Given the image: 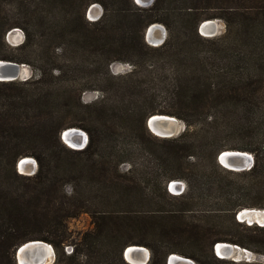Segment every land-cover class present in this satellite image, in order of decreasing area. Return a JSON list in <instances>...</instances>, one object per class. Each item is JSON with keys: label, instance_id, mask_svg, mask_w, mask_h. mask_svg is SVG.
I'll return each instance as SVG.
<instances>
[{"label": "trees", "instance_id": "trees-1", "mask_svg": "<svg viewBox=\"0 0 264 264\" xmlns=\"http://www.w3.org/2000/svg\"><path fill=\"white\" fill-rule=\"evenodd\" d=\"M92 3L103 9L95 22L85 18ZM217 18L225 22L224 34L213 39L198 34L203 21ZM155 23L167 36L152 48L144 34ZM35 27L47 44L57 43L53 56L35 66L40 79L0 82V264H16V248L28 241L62 250L69 237L66 221L81 213L89 214L93 230L71 254L58 255L61 264H128L122 252L131 245L150 250L148 264H166L172 252L198 264L224 263L213 254L215 244L250 248L249 236L240 230L264 232V227L244 225L235 214L264 209L246 201L264 196V0H153L146 9L132 0H0V60L29 64L5 52L4 35L22 29L26 39L18 50H23L33 42ZM63 42L91 61L74 66L73 58L55 54ZM116 61L132 69L111 75L108 67ZM46 73L65 84L78 82L82 73L89 79L79 93L97 90L103 97L109 91L122 101L128 94L127 109L118 112L103 97L86 106L79 124L59 126L49 106L51 88H45L52 83L41 85ZM158 99L166 106L158 107ZM155 114L181 120L184 131L169 139L153 137L145 121ZM121 121L130 133L138 124L142 138L135 144L124 140ZM71 128L88 136L80 150L60 142L62 131ZM220 134L249 137L232 149L253 154L251 169L233 172L217 163L221 148L209 139ZM21 145H26L22 151ZM24 157L37 163L33 176L16 172ZM8 163L11 178L2 173ZM123 164L129 166L126 172L120 170ZM240 176L251 182L237 184L234 178ZM175 180L186 183V192H168ZM73 182L68 195L64 188ZM169 200L180 207L170 208ZM130 202L135 208L119 205ZM222 217H229L233 231L212 240L210 220ZM176 240L189 248L169 249Z\"/></svg>", "mask_w": 264, "mask_h": 264}, {"label": "rangeland", "instance_id": "rangeland-1", "mask_svg": "<svg viewBox=\"0 0 264 264\" xmlns=\"http://www.w3.org/2000/svg\"><path fill=\"white\" fill-rule=\"evenodd\" d=\"M146 1H149V0H146ZM132 3L136 7H141V8L146 9V8L150 7L153 2L151 4H149L148 6H143L141 4L139 5V3H137V2L135 3L134 0H132ZM89 10H91L90 13H89ZM102 14H103L102 7L98 3H92L91 5H89V7L86 10L85 18L89 22H95L102 16ZM49 19H51V17H49ZM212 21L216 25V36L215 37H219L222 34H224L226 31L225 22L222 19H218V18L213 19ZM155 24H158V23H155ZM158 25L163 27L161 24H158ZM13 31H15V32H13ZM30 31H31L30 32L31 38H33V42L32 41L29 42V44L23 50H18L24 44L25 39H26L25 38L26 35L22 29L14 28V29L8 31L4 35V42L8 46V48H5V52L13 55V57L16 59H23V60H27L29 62V64L22 63L26 67V70H27V78L25 81H28L29 83L30 82H36L40 79L37 75L38 69L36 67H38V64H42L44 61H46L47 57L49 55L53 56V53H52L53 46H55L57 44V43H55L53 45L47 44L45 42L44 38L41 36V30L36 29V27L31 28ZM166 36H167V32H166ZM215 37H210L207 39H213ZM144 41L150 47L156 48L155 46H153V44L151 42H147L145 38H144ZM49 45H50V47H49ZM71 51H72V47L70 45H68V42L67 43L63 42V43H60L59 49H55L54 53L55 54H59L61 52L65 53V55H67L69 58H73L74 66H76V63H77L80 67H85L84 62H87V61L89 62V60L91 61V59H92V57H89L88 54H83L82 56H80V55H76L73 51L72 52ZM67 63L69 65L72 64L70 59H67ZM131 69H132V67L128 62H117V61L112 62L108 67L109 73L111 75H114V76L121 75L124 73H128ZM52 76H55V74L52 73ZM263 77L264 76H261V78H263ZM86 79H89V78L86 77L82 73H80L76 78V80H78V82L77 81L76 82H70V84L69 83L65 84L63 82H57L53 78H50V76L48 74L45 75L41 79V81H43V82H41V85L45 84L49 81H51V83H52V85L45 86V88H49V87L51 88L52 97H51V102L49 103V106L55 112L54 116H53L54 117L53 122L55 124H57L59 126H65L66 124H69V123H78L79 124L80 122H82L83 118L86 116L87 112L89 111V109H87L86 106L91 105V104L96 103V102H99L103 97L105 98V101H106L105 104L106 105H108L110 103L116 104V106H117L115 108L116 111L120 112L121 110L127 109L126 107H127L128 103L126 100H128V99L126 96L128 94L122 95L124 98H126L124 101H122V98L115 97L109 91H107L105 93V95H103V97H102L101 93L98 92L97 90H87V91H84L82 93H79V86L81 87L82 83ZM81 80H83V81H81ZM18 82H24V81L18 80ZM136 97H137V94L134 98H136ZM142 100L143 99H139L138 102L140 103ZM156 104L158 105V107L166 106L165 102L161 99H158L156 101ZM173 118H175V117H173ZM175 119L178 123V129L176 131V136H178L179 134H181L184 131L185 125L181 120H179L177 118H175ZM126 125L127 124L124 121L120 122L121 128L126 133V135H124L123 139L130 142V143L135 144L137 142V137L139 139L142 138V134H141V130L139 128V125L136 124L137 126L132 130L131 133L127 131ZM76 129H78V128H76ZM79 130H81L86 135V141H87L88 136H87L86 132L82 129H79ZM147 130L149 131V133L153 137H155L159 140L167 139V138H160V137L154 135L149 129H147ZM215 139L216 140H212V138H210L209 139V140H211L210 143L217 144L218 148L219 147L221 148L220 149V152H221V151H226V150H235V149H232L233 146H236V144H240V142L248 141L249 137H247L246 135L227 136L225 134H220ZM60 142L66 148L72 149L68 144H66L67 142L64 143L61 140V137H60ZM154 143L156 145L160 144V143H157L155 141H154ZM25 147H26V145H21L18 147V150L22 151ZM78 148L79 149H75V150L81 149L80 146H78ZM247 153L252 155L253 162H254L253 154L250 152H247ZM28 158L34 160L33 157H28ZM20 159L21 158H18V160H20ZM76 163L81 164L82 162H81V160H76ZM207 165H208V167L212 168V164L210 162H208ZM128 168H129L128 164H123L121 166L120 170L122 172H126L128 170ZM10 170L11 169H10V166L8 163L7 166L3 169L2 173L5 176H8L9 178H11V171ZM36 171H37V168H36ZM36 171L34 172V174L36 173ZM245 171H248V170H245ZM16 172L18 174L23 175V176H29L30 177V176L34 175L32 173V168L29 169L28 171H26L25 173H19L17 169H16ZM73 175L74 176L77 175V177L80 176L81 173H80L79 169ZM234 179L237 182V184H239V185H243L247 182H251L250 178H247L244 176L236 177ZM175 181L178 182L180 184V186H179V188L174 190L173 195H180L183 191L186 192V183L183 180H175ZM74 184H75V182H73L72 185L68 184L65 186L64 189H65L66 194H68V195L72 194L71 192H72V188H74ZM167 190H168V187H167ZM247 200H248V202L255 201V202L264 204V196L263 197L259 196L256 199H251V198L246 199V201ZM90 203L91 204H97V201L91 199ZM132 204H133V202L120 203L119 205L121 206V208H126V207H131V208L134 207L135 208V205H132ZM169 206L172 209H177L180 207V203L176 200H169ZM199 222L201 224L203 223V221H199ZM210 222H211V225L215 224L213 226L212 232L210 233V239H212V240H214L215 238H219L221 236H227V235L231 234L233 231L232 223H231V220L229 219V217H222L220 219L214 218V219L210 220ZM66 225H67L69 237H68V240L65 243L64 247H63V245L61 246L62 250H57L51 244L47 243V244L51 245L53 250H54V260H53L52 264H61L60 262H58L57 258L61 252H63L64 255L67 256L64 248L65 247H71L74 250L75 246L81 240L82 235L85 232L92 231L93 227H94L92 224L91 217L87 213H81L78 216H76L75 218L68 219L66 221ZM244 225H246V223H244ZM240 231L242 233H244L245 235L249 236L248 238L250 239V246H249L250 248H246V247H241V248L247 250L250 253V257H249L250 261L246 262L245 258H241L240 261H237V259H235V258H225V259H223L224 263H219V262L212 261L211 259H208L210 261V264H264V232L258 231L254 227H250V230L244 229V230H240ZM188 246L189 245L186 242H184L183 240H176L173 243H170L169 249L186 251L189 248ZM144 248L147 249L149 251V254H150V250L146 247H144ZM170 254H176V253L172 252ZM213 254H214V252H213ZM176 255H179V254H176ZM168 256L166 257V259L168 258ZM179 256H181V255H179ZM214 256H215V254H214ZM181 257H183V256H181ZM80 259L82 261H85L84 256H81ZM149 260H150V257H149ZM149 260H148V262H149ZM190 260L194 264H198L196 261H194L192 259H190ZM148 262H147V264H148Z\"/></svg>", "mask_w": 264, "mask_h": 264}, {"label": "water", "instance_id": "water-1", "mask_svg": "<svg viewBox=\"0 0 264 264\" xmlns=\"http://www.w3.org/2000/svg\"><path fill=\"white\" fill-rule=\"evenodd\" d=\"M136 3V0H134ZM153 2V0H151L150 4ZM91 10H89L90 13ZM206 21H212V20H206ZM204 22V21H203ZM201 23L198 27V33L202 35L201 33V29L204 27V23ZM154 25H157L161 28L162 30V38L157 41V42H152L155 38V34H154ZM216 34L215 33H210V35L207 36H203L206 38H210V37H215ZM145 39L147 42H151L153 44V46L158 47L160 45H162L166 39V31L163 27H161L158 24H152L149 27H147L146 31H145ZM23 64H17L14 62H9V61H2L0 60V82H13V81H25L26 78H21V67H23ZM173 117L168 116V115H159V114H155V115H151L149 116L146 121H145V125L147 127V129H149L154 135L155 132L152 130L151 126L154 127H166L168 126V124L170 123V120ZM168 132V133H167ZM165 131V133H163V135L158 136L160 138H173L176 137V132L172 131L171 129L168 131ZM71 136V138H74L75 141L77 142V144L81 147V149L86 145V135L79 129L76 128H71V129H67L66 134H64V131H62V133L60 134L61 140L66 143V138H68L67 136ZM70 138V137H69ZM70 138V139H71ZM72 149H79V148H72ZM250 155V154H249ZM28 158V157H27ZM217 163L224 169L229 170V171H233V172H241V171H245V170H249L251 169V167L253 166V157L252 155L247 156L246 152H242V151H238V150H226V151H221L217 157H216ZM30 161L33 164V168H32V173L34 174V172L36 171L37 168V164L34 160L30 159ZM26 162H24L22 160V158L20 160H18V162L16 163V169L18 170V172L20 170H24V166H25ZM22 168V169H21ZM176 182V181H175ZM175 186V188H179L180 184L179 183H173L170 182L168 184V191L171 194H174V189L173 187ZM175 189V190H176ZM235 218L238 222L241 223H246V225L248 226H253L256 225L258 227H264V209H255V208H245V209H241L240 211H238L235 214ZM221 243L220 245V252L223 253V256H238L239 253L235 252V250H239V246L234 245V244H229V243H225V242H219ZM49 245V244H48ZM47 243L42 242V241H28L23 243L22 245H20L19 247L16 248L15 253H14V260L16 264H19V259H27L28 256L36 249L37 251H39L38 249H40L41 251L43 250V247L48 246ZM216 245H214L213 247V252L215 254V256L217 258L220 259H225V257H220L218 254V251L216 250ZM51 246V245H49ZM52 247V246H51ZM144 247L142 246H136V245H131L126 247L123 252H122V257L123 259L128 263L131 264V262L128 261L127 257H129L131 260H133V264H147L150 254L148 251V258L142 262L143 260V256L141 254V249H143ZM250 255V253H249ZM179 256V255H178ZM178 258V257H177ZM171 257L170 255L168 256V258L166 259V264H177V262L179 261V259H172L171 261ZM187 261H190L191 264H194L190 259L184 258ZM181 259V260H184ZM235 259H237V261L241 260V257H236ZM246 262H249V258H245ZM54 260V255L52 258V261L50 264L53 263ZM33 264H43V261L40 260H33Z\"/></svg>", "mask_w": 264, "mask_h": 264}, {"label": "bare ground", "instance_id": "bare-ground-1", "mask_svg": "<svg viewBox=\"0 0 264 264\" xmlns=\"http://www.w3.org/2000/svg\"><path fill=\"white\" fill-rule=\"evenodd\" d=\"M137 3H139V5H143V6H148L151 2V0L149 1H146V0H136ZM95 7V6H94ZM205 22V23H204ZM203 23L205 24L204 27L201 29V33L203 36H207V35H210V33H215L216 34V25L213 21H204ZM154 34H155V38L152 42H157L159 41L161 38H162V30L159 26L157 25H154ZM15 32V31H13ZM21 78H27V70H26V67L23 66L21 67ZM170 120V123L168 124V126L166 127H162V126H159V127H154V126H151L152 130L155 132L156 135L158 136H161L163 135V133H165V131L167 132L168 130H172V131H177L178 129V123L176 121L175 118H171L169 119ZM67 132V129L64 130V134H66ZM168 133V132H167ZM68 138H66V144H68L71 148H78V144L77 142L75 141L74 138H71V136H67ZM71 139H70V138ZM246 155L247 156H250L247 152H246ZM22 160L24 162H26L25 166H24V170H20L19 173H25L26 171H28L29 169L33 168V164L32 162L30 161V158H27V157H24L22 158ZM22 169V168H21ZM173 183H178V182H175L173 181ZM173 189L175 190V186L173 187ZM221 243H217L216 245V250L218 251V254L220 257H225V258H236V257H241V258H249L250 255H249V252L243 248H239V250H235V252H238L239 255L238 256H235V255H232V256H223V253H221L219 250H220V245ZM48 245V244H47ZM39 251H37L36 249L28 256L27 259H19V264H33V260H40V261H43V264H50L51 261H52V258H53V255H54V250L51 246H46V247H43V250L41 251L40 249H38ZM141 254L143 256V260L142 262H144L147 258H148V251L143 248L141 249ZM170 257L172 259H179V261L177 262V264H191L190 261H187L186 259H184V257H181V256H178L176 254H171ZM178 257V258H177ZM128 261L131 262V264H133V260H131L129 257H127ZM171 259V261H172ZM181 259H184V260H181Z\"/></svg>", "mask_w": 264, "mask_h": 264}, {"label": "built area", "instance_id": "built-area-1", "mask_svg": "<svg viewBox=\"0 0 264 264\" xmlns=\"http://www.w3.org/2000/svg\"><path fill=\"white\" fill-rule=\"evenodd\" d=\"M66 254H71L72 253V248L71 247H65L64 248Z\"/></svg>", "mask_w": 264, "mask_h": 264}]
</instances>
